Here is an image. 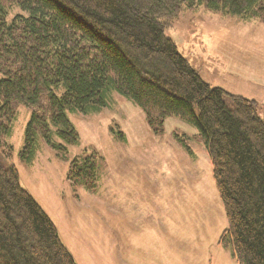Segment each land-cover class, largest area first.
Masks as SVG:
<instances>
[{
    "label": "trees",
    "instance_id": "obj_1",
    "mask_svg": "<svg viewBox=\"0 0 264 264\" xmlns=\"http://www.w3.org/2000/svg\"><path fill=\"white\" fill-rule=\"evenodd\" d=\"M198 6L264 23V0H0V264H76L9 164L3 138L18 107L32 111L20 152L29 164L38 135L76 144L66 113L97 112L113 93L155 135L170 117L196 129L228 223L221 246L238 264H264V119L254 101L204 82L165 35ZM67 180L95 191L94 160H73Z\"/></svg>",
    "mask_w": 264,
    "mask_h": 264
},
{
    "label": "rangeland",
    "instance_id": "obj_2",
    "mask_svg": "<svg viewBox=\"0 0 264 264\" xmlns=\"http://www.w3.org/2000/svg\"><path fill=\"white\" fill-rule=\"evenodd\" d=\"M165 35L204 82L254 101L264 119L263 22L198 6L183 8ZM106 101L97 112L66 113L76 144L53 133L56 149L38 135L29 164L20 158L29 108L18 107L3 138L20 186L75 263L238 264L220 244L228 223L196 129L170 117L155 135L134 102L115 93ZM87 158L97 167L93 192L67 180L73 160Z\"/></svg>",
    "mask_w": 264,
    "mask_h": 264
}]
</instances>
